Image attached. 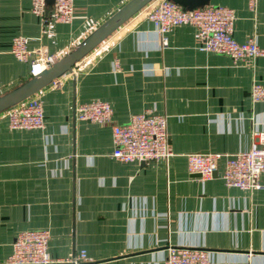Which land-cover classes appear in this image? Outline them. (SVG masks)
Masks as SVG:
<instances>
[{
	"label": "crops",
	"instance_id": "0c3cea01",
	"mask_svg": "<svg viewBox=\"0 0 264 264\" xmlns=\"http://www.w3.org/2000/svg\"><path fill=\"white\" fill-rule=\"evenodd\" d=\"M127 1L72 0L69 21L45 25L31 0H0V94L30 77V58L59 59ZM209 3L232 9L236 40L264 50V0ZM194 32L174 26L162 45L138 10L27 97L41 103V127L11 129L0 112V264L28 229L48 231L53 264L79 250L83 264H162L175 245L207 250L211 264H264V173L259 188L239 189L224 183L221 160L207 179L190 174L186 160L246 150L264 132V100L250 96L254 83L264 84V55L201 51ZM16 38L26 60L11 53ZM93 99L109 102V122L75 118L74 107ZM144 110L166 116L172 155L114 158L111 125Z\"/></svg>",
	"mask_w": 264,
	"mask_h": 264
},
{
	"label": "built area",
	"instance_id": "2783aa9c",
	"mask_svg": "<svg viewBox=\"0 0 264 264\" xmlns=\"http://www.w3.org/2000/svg\"><path fill=\"white\" fill-rule=\"evenodd\" d=\"M256 0H248L253 6ZM32 11L44 18L47 25L52 22H67L72 15V0H54L52 9L46 14L45 0H31ZM139 14L145 16L157 33L160 43L166 44V34L180 24L194 26V38L198 50L229 56L233 60L248 59L264 55L253 40L238 41L232 35L233 11L223 5L207 3L191 9L183 8L171 0H151ZM45 32V29H44ZM25 41L14 39L11 53L26 60L30 55L24 48ZM54 55H38L30 58V76L35 67L42 69L54 62ZM40 72V71H39ZM1 87V86H0ZM1 89V88H0ZM251 99L264 100V84L254 83L250 89ZM9 123L13 128H37L43 124L40 101L27 98L9 107ZM75 118L81 121L106 123L111 120L112 108L106 100L93 99L78 103L74 107ZM113 149L111 155L123 162L157 161L172 155L167 131L166 116L142 111L133 114L123 123L111 125ZM187 170L200 178H210L222 161L221 177L227 186L239 189L259 188V177L264 173V132L256 134L251 146L236 153L191 152L186 154ZM49 234L45 229H28L18 232L12 242L8 264H53L47 252ZM88 262L84 250H79L66 264ZM162 264H211L209 252L195 246H167Z\"/></svg>",
	"mask_w": 264,
	"mask_h": 264
},
{
	"label": "water",
	"instance_id": "95a60500",
	"mask_svg": "<svg viewBox=\"0 0 264 264\" xmlns=\"http://www.w3.org/2000/svg\"><path fill=\"white\" fill-rule=\"evenodd\" d=\"M150 1L151 0H128L62 57L52 62L37 74L30 76L28 79L0 94V112L23 101L39 89L57 79L63 73L69 71L76 62H78L100 41ZM171 1L183 8L191 9L205 5L209 3L210 0ZM53 2L54 0H45L47 6L52 5ZM46 14H48L47 10Z\"/></svg>",
	"mask_w": 264,
	"mask_h": 264
},
{
	"label": "rangeland",
	"instance_id": "374dc122",
	"mask_svg": "<svg viewBox=\"0 0 264 264\" xmlns=\"http://www.w3.org/2000/svg\"><path fill=\"white\" fill-rule=\"evenodd\" d=\"M140 18H142V19H144V20L147 21V19L145 18L144 14H143V15H140ZM144 111L153 112V111H150V110H144ZM153 113H156V112H153ZM5 116H6V118H7V122H8V126H9V128H11V129H21V128H13V127L10 125V123H9V116H10L9 111H5ZM40 127H41V126H40ZM25 129H26V128H25ZM27 129H28V128H27ZM11 251H12V250H11Z\"/></svg>",
	"mask_w": 264,
	"mask_h": 264
},
{
	"label": "bare ground",
	"instance_id": "6f19581e",
	"mask_svg": "<svg viewBox=\"0 0 264 264\" xmlns=\"http://www.w3.org/2000/svg\"><path fill=\"white\" fill-rule=\"evenodd\" d=\"M41 70H42L41 65L35 67V73H38V72L41 71Z\"/></svg>",
	"mask_w": 264,
	"mask_h": 264
}]
</instances>
